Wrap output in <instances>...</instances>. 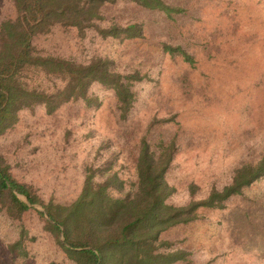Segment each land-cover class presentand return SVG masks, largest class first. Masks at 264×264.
Returning a JSON list of instances; mask_svg holds the SVG:
<instances>
[{
  "label": "rangeland",
  "instance_id": "rangeland-1",
  "mask_svg": "<svg viewBox=\"0 0 264 264\" xmlns=\"http://www.w3.org/2000/svg\"><path fill=\"white\" fill-rule=\"evenodd\" d=\"M164 1L180 11L169 17L125 1L109 10L108 21L142 24V37L102 38L94 31L80 37L74 28L55 26L35 39L43 54L82 62L100 55L121 72L144 76L134 85L136 101L125 121L116 115L112 92L96 84L91 93L99 106L68 103L53 115L25 110L0 136V153L16 177L46 199L73 201L88 165L116 173L126 185L143 135L157 149L175 141L168 181L176 205L222 189L236 167L264 161V0ZM12 15L11 0H0V20ZM162 43L182 47L191 61L165 52ZM203 216L163 233L191 252L188 264H264V177ZM23 224L35 236L23 264H70L35 212ZM17 230L0 213V264H13L6 245Z\"/></svg>",
  "mask_w": 264,
  "mask_h": 264
},
{
  "label": "trees",
  "instance_id": "trees-1",
  "mask_svg": "<svg viewBox=\"0 0 264 264\" xmlns=\"http://www.w3.org/2000/svg\"><path fill=\"white\" fill-rule=\"evenodd\" d=\"M121 1L169 17L180 11L164 0H11L13 15L0 20V136L17 125L25 110L42 108L53 115L68 103L99 106L98 97L91 93L96 84L114 95L118 119L128 118L136 101L134 85L144 78L139 71L121 72L100 55L82 62L43 54L35 43L55 26L74 28L80 37L89 31L102 38L142 37V24L106 19ZM162 47L191 61L180 46L162 43ZM136 146L129 183L124 185L116 173L88 165L78 195L68 204L46 199L32 183L18 179L0 153V213L18 224L17 237L6 245L7 259L23 264L30 258L28 243L35 236L23 220L35 212L41 229L70 264H188L191 252L173 246L163 233L202 219L205 210L224 208L264 177L263 160L248 162L234 169L222 189L213 187L205 198L176 205L170 201L174 187L168 181L175 141L157 149L143 135ZM28 199L43 211L30 207Z\"/></svg>",
  "mask_w": 264,
  "mask_h": 264
},
{
  "label": "water",
  "instance_id": "water-1",
  "mask_svg": "<svg viewBox=\"0 0 264 264\" xmlns=\"http://www.w3.org/2000/svg\"><path fill=\"white\" fill-rule=\"evenodd\" d=\"M17 196H18L19 198L23 199V200H26V197L23 196V195L18 194ZM28 205H29L30 207H33V208H37V209H39V207H38L36 204H32V203L30 202L29 199H28ZM40 210H41V209H40ZM60 239L63 240V236H61Z\"/></svg>",
  "mask_w": 264,
  "mask_h": 264
}]
</instances>
